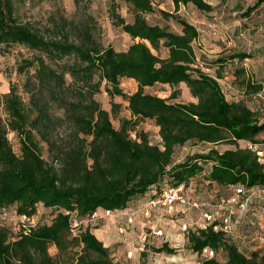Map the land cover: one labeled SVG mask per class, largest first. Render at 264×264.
I'll list each match as a JSON object with an SVG mask.
<instances>
[{
	"label": "trees",
	"instance_id": "16d2710c",
	"mask_svg": "<svg viewBox=\"0 0 264 264\" xmlns=\"http://www.w3.org/2000/svg\"><path fill=\"white\" fill-rule=\"evenodd\" d=\"M124 1L134 20L126 22L113 6V23L139 41L117 52L104 45L91 19L73 23L63 18V36L49 39L20 21L14 0H0V48L23 46L37 53L19 66L21 74L35 70L28 87L29 102L15 87L0 97V107L8 115L6 122L0 116V211L32 218L42 206L53 213L50 224L27 232H14L0 224V264H115L110 249L88 226L93 215L100 209L125 211L165 181L170 185L167 188L185 186L187 191L191 180L205 174L210 184L222 188H243L244 193L264 189V162L252 149L239 147L240 142L264 145L259 139L264 122L246 102L228 101L219 82L221 69L228 63H242L253 54L238 52L212 60L218 75L211 76L200 67L194 48L200 33L194 25L162 11L166 20L173 19L182 27L180 34L171 32L149 23L147 15L155 13L152 0ZM170 1L177 11L188 6L203 13L216 9L205 0ZM263 5L264 0H257L245 17ZM162 49L168 51L166 58L160 55ZM235 73L246 96L263 92L264 85L246 78L244 69ZM123 78L137 82L136 93L125 94ZM182 83L196 103H173L180 96L178 90L167 99L146 93L156 85L178 87ZM103 86L111 98L128 103L131 118H122L118 129L112 119L122 105L113 103V114L105 110L97 100ZM146 121L158 127L160 144H153L148 133L139 130ZM9 133L16 134L19 153ZM189 143H227L235 149L212 148L173 163L176 150ZM65 212L83 223L77 232ZM216 228L218 223L212 222L189 234L193 253H214L202 264H264L263 253L244 254L223 229ZM52 247L56 256L50 253ZM153 252L175 255L177 249L166 243ZM220 254L223 261L218 259Z\"/></svg>",
	"mask_w": 264,
	"mask_h": 264
},
{
	"label": "rangeland",
	"instance_id": "374dc122",
	"mask_svg": "<svg viewBox=\"0 0 264 264\" xmlns=\"http://www.w3.org/2000/svg\"><path fill=\"white\" fill-rule=\"evenodd\" d=\"M152 1L155 13L147 15L150 24L180 34L182 27L173 19L166 20L160 14L164 11L178 15L198 29L200 38L195 42L194 48L200 67L211 76L218 75V66L212 64V60L238 52L253 54L252 59L242 63L237 61L228 63L221 69L223 78L219 82L228 101L246 102L250 108L257 111L264 122V90L260 95L246 96L235 73L238 68L244 69L246 78L264 85V5L245 17L248 8L254 6L257 0H205L216 8L212 13H203L194 6L181 7L177 11L170 0ZM14 4L20 21L49 39H59L63 36L61 22L65 18L73 23L91 19L99 28L104 45L113 47L117 52H125L139 41H133L113 23L111 14L113 6L117 14L126 22L131 23L134 20L133 13L124 0H14ZM154 53L157 55V52ZM160 55L166 58L168 51L162 49ZM35 56L37 53L23 46L0 48V97L3 98L12 87H15L23 100L29 102L28 87L29 82L34 80L31 77L35 70L31 69L21 74L19 66L23 60L33 59ZM121 88L130 96L137 92L138 84L132 79L123 78ZM175 90L180 91V96L173 100V103L197 102L184 83L178 87L156 85L147 88L146 93L167 99ZM97 100L111 114H113V103L122 105L118 115L112 119L116 129L120 127L122 118H131L128 103L123 98H111L105 92L104 86ZM0 116L3 122L8 120L3 105L0 107ZM139 130L148 133L153 144L161 143L159 129L154 122L146 121L140 124ZM132 137L135 138V134ZM8 139L15 152L19 153L20 143L16 134L9 133ZM259 139L264 141V134ZM239 147L251 149V145L247 142H240ZM257 147L263 148L264 145L259 144ZM212 148L220 152L235 149L227 143L216 146L189 143L176 150L173 163H182L188 156L205 153ZM48 155L45 147L44 157L48 158ZM206 171H209V168H206ZM169 186L165 181L154 193L138 198L119 215L115 213L103 217L104 210L100 209L102 218L95 223L85 224L90 226L97 238L110 249L115 264H202L206 258L212 257L211 254L207 250L201 255L193 253L189 249L188 237L191 232L203 229L212 222L218 223V229H223L244 254L248 256L253 252L264 254V194L258 189L245 191L239 196L237 188H222L210 184L203 174L191 180L187 187L188 201L202 205L199 208L179 204L172 213H168L162 206L148 208L149 201ZM134 212L137 216L131 218L130 223L129 216ZM38 215L31 223L25 225L34 229L45 223L50 224L53 218V213L42 206H38ZM22 221L24 220L11 215L2 222L16 232L15 229L23 225ZM78 227L74 224V233L78 231ZM166 243L171 248L177 249L175 255L153 252ZM50 253L56 256V248L52 247ZM218 259L223 261L224 256L220 254Z\"/></svg>",
	"mask_w": 264,
	"mask_h": 264
},
{
	"label": "built area",
	"instance_id": "2783aa9c",
	"mask_svg": "<svg viewBox=\"0 0 264 264\" xmlns=\"http://www.w3.org/2000/svg\"><path fill=\"white\" fill-rule=\"evenodd\" d=\"M264 148V147H263ZM263 148H258L257 146H252L251 149L257 153V155L259 156V159L261 162L264 161V149ZM261 193L264 194V189H261L259 190ZM237 192L240 195L244 194V189L243 188H238L237 189ZM186 205V206H189V207H192V208H199L200 206L202 205H199L198 203H190L187 199V191H186V188L185 186H180L178 188H166L162 194L157 197L156 199H151L149 201V204H148V208H156L158 206H162L164 207L168 213H172L175 209V207L177 205ZM117 213L118 215L121 214V213H124L123 211H118V212H112V211H104L102 213L103 217H107V216H111L113 214ZM65 214L69 215L71 217L72 220H74V222L72 223V229L74 230V224L76 226H79L77 229H80L81 227V224L83 223H80L78 222L75 217H74V214L73 213H70V212H65ZM101 213L98 211L96 212L94 215H93V218L91 219V223H95L97 222L99 219H101L102 217L100 216ZM39 216V215H37ZM137 216V213L134 212L132 214H130L129 216V222L131 223L132 222V219L131 218H134ZM0 224L3 225V226H7L4 222L2 221H5L7 220L8 218L11 217V214L7 211V210H1L0 211ZM36 216L32 217V218H28L26 216H23V217H20V220L23 219L24 221H22V226L20 225V227H18L17 229H15L16 231L17 230H20V229H23L24 231H30L32 230L31 228H29L28 226H26L25 224L26 223H31L34 219H35ZM19 219V218H18ZM2 220V221H1ZM211 220V219H210ZM218 228H216L217 230ZM123 232V230H122ZM208 253L211 254V256L213 257L214 256V253L212 251H209L207 250Z\"/></svg>",
	"mask_w": 264,
	"mask_h": 264
},
{
	"label": "crops",
	"instance_id": "0c3cea01",
	"mask_svg": "<svg viewBox=\"0 0 264 264\" xmlns=\"http://www.w3.org/2000/svg\"><path fill=\"white\" fill-rule=\"evenodd\" d=\"M146 196H147V195H146ZM146 196H145V197H146ZM132 203H133V202H132ZM132 203H131V205H132Z\"/></svg>",
	"mask_w": 264,
	"mask_h": 264
}]
</instances>
